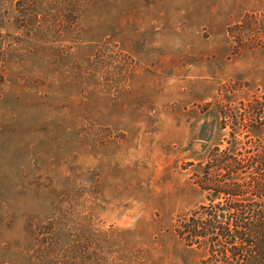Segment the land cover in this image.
<instances>
[{
	"label": "rangeland",
	"instance_id": "rangeland-1",
	"mask_svg": "<svg viewBox=\"0 0 264 264\" xmlns=\"http://www.w3.org/2000/svg\"><path fill=\"white\" fill-rule=\"evenodd\" d=\"M263 146L264 0H0V264H202L212 151Z\"/></svg>",
	"mask_w": 264,
	"mask_h": 264
},
{
	"label": "trees",
	"instance_id": "trees-1",
	"mask_svg": "<svg viewBox=\"0 0 264 264\" xmlns=\"http://www.w3.org/2000/svg\"><path fill=\"white\" fill-rule=\"evenodd\" d=\"M257 151L216 147L197 181L208 204L176 231L187 246L206 251L202 264H264V146Z\"/></svg>",
	"mask_w": 264,
	"mask_h": 264
}]
</instances>
